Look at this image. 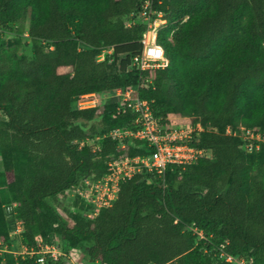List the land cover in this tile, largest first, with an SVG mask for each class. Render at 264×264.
I'll use <instances>...</instances> for the list:
<instances>
[{"label": "trees", "instance_id": "trees-1", "mask_svg": "<svg viewBox=\"0 0 264 264\" xmlns=\"http://www.w3.org/2000/svg\"><path fill=\"white\" fill-rule=\"evenodd\" d=\"M139 1L0 0V160L29 249L39 248L36 235L43 244L60 236L92 264H231L213 252L226 241L230 254L264 264V149L247 154L225 134L228 126L264 129V0H153L169 23L158 34L168 64L144 71L132 65L144 26L127 25ZM13 24L15 38L1 41ZM22 35L31 59L21 52ZM106 49L111 62L98 60ZM132 88L163 125L200 123L190 144L209 155L170 164L164 176L137 172L95 216L63 204L70 226L47 200L62 202L81 178L99 179L109 161L144 152L137 140L120 148L109 137L100 152L79 148L134 115L111 99L78 109L77 99ZM8 228L0 203V264H39L35 255L7 254Z\"/></svg>", "mask_w": 264, "mask_h": 264}, {"label": "built area", "instance_id": "built-area-1", "mask_svg": "<svg viewBox=\"0 0 264 264\" xmlns=\"http://www.w3.org/2000/svg\"><path fill=\"white\" fill-rule=\"evenodd\" d=\"M127 19L128 26L136 24L144 26L139 39L141 53L132 59V65L140 71L166 67L168 60L158 42V34L169 23L162 12L154 9L153 0H140L138 10L129 14ZM109 51L103 50L98 56V60L105 61V53ZM103 99L114 100L118 104L117 111L127 108L134 117L127 127L115 128L107 133H98L76 142L79 148L87 147L93 153L100 152L104 139L109 137L116 141L120 148H123L128 140H137L141 143L144 152L133 158L122 156L109 161L107 172L101 178L96 180L87 178L83 187L76 184L71 186L67 193L69 195L72 191L70 193L72 198L71 212L78 211L86 217L95 216L101 208L110 207L113 204L120 183L137 172L146 170L164 176L166 168L170 164L186 166L194 163L200 157L209 155V151L198 149L190 144L193 134H198L204 130L200 123L163 125L153 115L150 103L139 98L136 88L116 89L105 96L98 93L83 94L77 99L76 106L78 109L95 108ZM225 134L239 138L243 150L247 154L260 152L264 149V129H253L243 125L234 129L228 126L225 129ZM77 199L78 204L83 205L82 208L73 204ZM61 216L67 217L64 212ZM14 220L16 229L12 234L20 235L23 232L22 222L17 218ZM187 229L196 236L198 242H210V236H206L203 230L194 227ZM54 240L51 244H43L39 239V248L28 250V254L35 255L36 262L39 264H44L48 258L58 259L63 255V252ZM226 246V241L215 245L213 248L214 256L231 264L248 263L245 258L230 254L226 250ZM72 263L74 264V262Z\"/></svg>", "mask_w": 264, "mask_h": 264}, {"label": "rangeland", "instance_id": "rangeland-1", "mask_svg": "<svg viewBox=\"0 0 264 264\" xmlns=\"http://www.w3.org/2000/svg\"><path fill=\"white\" fill-rule=\"evenodd\" d=\"M186 18H184L183 20H185ZM28 22H29V18L25 23V30L28 27ZM17 24H13L8 26L5 31L3 32V38L1 39V41L6 42V40H11L15 38V31L17 29ZM22 38V42L23 45L21 47V52L23 54V56H25L27 59H31L33 56V50H32V44L30 43V41L28 40L27 37H25L24 35L21 36ZM107 50V49H106ZM109 51V50H107ZM113 60L112 57V50L109 52L105 53V61L107 62H111ZM91 124H93V122L88 123L87 125L90 126ZM0 203L2 205L3 208V212L6 216V220L9 223V228H8V235H9V240H10V253L9 256L17 258V257H32L33 255L28 254V250L29 249V244L27 243V241L25 240V236L23 233H21L20 235H14L12 234V232L16 229V223L14 218H16V205L13 203L11 196L8 192L7 186H6V181H5V177L4 174L2 172V162L0 160ZM85 180H87V178H81L78 182H76V185L83 187L85 184ZM75 193V191H73ZM72 193V191L70 192ZM69 193V195L66 196L65 200H63L62 202L56 200V198H49L47 201L48 203L59 213L62 215V212H64L63 209V204L65 206H71L72 204V198H71V194ZM61 203V205H60ZM64 221L69 224L71 226L72 222L68 217H63ZM36 240H39V236L36 235ZM54 242L57 244V246L61 249V251L63 252L62 257L64 259H67L68 261H70V264H73L72 262H74V264H92L91 261L88 258V255L86 253L85 249L79 248V247H75L74 245H72V243L70 241H66L65 239H63L60 236H56ZM6 248V244L1 240L0 238V254H2L1 252H3V250ZM34 250H36L33 247ZM66 260V261H67ZM72 260V261H71ZM1 264H6L5 260H2Z\"/></svg>", "mask_w": 264, "mask_h": 264}, {"label": "crops", "instance_id": "crops-1", "mask_svg": "<svg viewBox=\"0 0 264 264\" xmlns=\"http://www.w3.org/2000/svg\"><path fill=\"white\" fill-rule=\"evenodd\" d=\"M1 169V168H0ZM0 179H1V176H0ZM1 183V182H0Z\"/></svg>", "mask_w": 264, "mask_h": 264}]
</instances>
